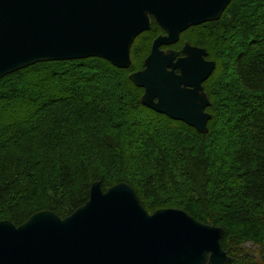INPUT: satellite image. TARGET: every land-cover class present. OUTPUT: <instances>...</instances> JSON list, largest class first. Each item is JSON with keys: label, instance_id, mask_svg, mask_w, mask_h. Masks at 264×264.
Returning a JSON list of instances; mask_svg holds the SVG:
<instances>
[{"label": "trees", "instance_id": "obj_1", "mask_svg": "<svg viewBox=\"0 0 264 264\" xmlns=\"http://www.w3.org/2000/svg\"><path fill=\"white\" fill-rule=\"evenodd\" d=\"M163 34L152 20L129 69L87 58L0 80V221L19 226L45 210L65 218L94 182L127 183L151 214L178 209L224 228L230 264H264V0H232L171 47L189 42L216 64L204 83L207 133L144 106L130 78Z\"/></svg>", "mask_w": 264, "mask_h": 264}, {"label": "water", "instance_id": "obj_2", "mask_svg": "<svg viewBox=\"0 0 264 264\" xmlns=\"http://www.w3.org/2000/svg\"><path fill=\"white\" fill-rule=\"evenodd\" d=\"M231 2L0 0V80L39 63L87 58L129 69L136 38L154 20L164 34L130 78L144 89V106L207 133L204 83L216 64L189 42L171 47L189 28L219 20ZM223 233L183 210L149 213L127 183L104 191L96 181L89 200L65 218L45 210L19 226L0 221V264H230Z\"/></svg>", "mask_w": 264, "mask_h": 264}, {"label": "rangeland", "instance_id": "obj_3", "mask_svg": "<svg viewBox=\"0 0 264 264\" xmlns=\"http://www.w3.org/2000/svg\"><path fill=\"white\" fill-rule=\"evenodd\" d=\"M250 248H251V253H249V254H251V255H256V256H258L259 255V253H258V248L257 247H255V246H252V245H248ZM264 255V254H263Z\"/></svg>", "mask_w": 264, "mask_h": 264}, {"label": "bare ground", "instance_id": "obj_4", "mask_svg": "<svg viewBox=\"0 0 264 264\" xmlns=\"http://www.w3.org/2000/svg\"><path fill=\"white\" fill-rule=\"evenodd\" d=\"M140 36V35H139ZM193 45V44H192ZM224 234V233H223Z\"/></svg>", "mask_w": 264, "mask_h": 264}]
</instances>
